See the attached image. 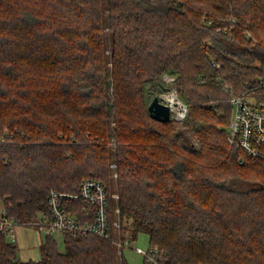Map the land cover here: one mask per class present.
<instances>
[{
  "label": "trees",
  "instance_id": "obj_1",
  "mask_svg": "<svg viewBox=\"0 0 264 264\" xmlns=\"http://www.w3.org/2000/svg\"><path fill=\"white\" fill-rule=\"evenodd\" d=\"M257 79L264 0H0L5 213L31 224L52 192L93 179L121 212L119 236L146 233L165 264H264V164L227 137L232 97L264 101ZM171 88L188 105L182 124L148 110ZM66 207L94 221L86 202ZM8 235L0 264H117L116 231L64 234L65 251L44 235L29 262Z\"/></svg>",
  "mask_w": 264,
  "mask_h": 264
},
{
  "label": "built area",
  "instance_id": "obj_2",
  "mask_svg": "<svg viewBox=\"0 0 264 264\" xmlns=\"http://www.w3.org/2000/svg\"><path fill=\"white\" fill-rule=\"evenodd\" d=\"M216 68H221L218 62L213 61ZM167 83H172L174 78L164 77ZM257 86L264 89V79H257ZM254 99V104L249 102V98ZM160 101L170 107L171 118L178 124H182L186 119L189 109L188 105L181 100L175 88L169 89L160 95ZM233 106L231 123L228 126L227 137L231 146L237 147L253 158H259L264 164V101L260 100L255 93H246L243 96H234L230 99ZM10 136L5 134L0 137L1 142H5ZM110 168L112 177H118L117 163L113 160ZM113 199H118V195H112ZM48 208L42 212L38 220L33 225L44 235L55 237L64 234H93L98 237L111 238L112 232L118 235L112 238L117 248V254L123 256V250L130 246L131 238L119 236L122 229L120 210L115 207L110 208L109 198L104 184L93 179H84L81 182L78 194H65L52 192L48 198ZM70 200H82L93 208L95 218L92 223L82 224L76 216L66 207V202ZM116 218L113 219V215ZM21 223L14 217H9L4 209H0V231L6 232L14 239L15 228ZM136 252L145 256L149 264H165L163 258L157 254V250L148 249L143 251L136 248Z\"/></svg>",
  "mask_w": 264,
  "mask_h": 264
},
{
  "label": "crops",
  "instance_id": "obj_3",
  "mask_svg": "<svg viewBox=\"0 0 264 264\" xmlns=\"http://www.w3.org/2000/svg\"><path fill=\"white\" fill-rule=\"evenodd\" d=\"M1 205L0 207H2ZM57 239V237L55 236ZM43 240L42 234L33 225L21 224L15 228L14 239L11 242L18 245V258L23 262L40 260V246Z\"/></svg>",
  "mask_w": 264,
  "mask_h": 264
},
{
  "label": "rangeland",
  "instance_id": "obj_4",
  "mask_svg": "<svg viewBox=\"0 0 264 264\" xmlns=\"http://www.w3.org/2000/svg\"><path fill=\"white\" fill-rule=\"evenodd\" d=\"M251 104H254V99L249 98L248 99ZM115 161V160H114ZM3 205V203L0 201V206ZM0 209H4V207H0ZM123 235L128 237V233L123 232ZM57 241L59 243V248L62 251H65V243H63V235H56ZM13 239V238H12ZM7 240L11 241V236H7ZM150 247V240L146 233H139L135 240H131L130 246L125 248L123 250V256L126 260L127 264H144L145 256L136 252V248H140L143 251H147ZM122 256L118 255L117 258V264L120 263Z\"/></svg>",
  "mask_w": 264,
  "mask_h": 264
},
{
  "label": "water",
  "instance_id": "obj_5",
  "mask_svg": "<svg viewBox=\"0 0 264 264\" xmlns=\"http://www.w3.org/2000/svg\"><path fill=\"white\" fill-rule=\"evenodd\" d=\"M151 118L161 123H168L171 119L170 107L160 101V97L156 96L148 108Z\"/></svg>",
  "mask_w": 264,
  "mask_h": 264
}]
</instances>
